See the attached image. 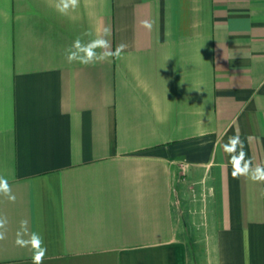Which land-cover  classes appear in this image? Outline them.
Segmentation results:
<instances>
[{
    "label": "crops",
    "instance_id": "1",
    "mask_svg": "<svg viewBox=\"0 0 264 264\" xmlns=\"http://www.w3.org/2000/svg\"><path fill=\"white\" fill-rule=\"evenodd\" d=\"M0 264H264V0H0Z\"/></svg>",
    "mask_w": 264,
    "mask_h": 264
}]
</instances>
